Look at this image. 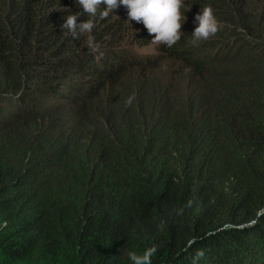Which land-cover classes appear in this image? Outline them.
Here are the masks:
<instances>
[{"label":"trees","instance_id":"16d2710c","mask_svg":"<svg viewBox=\"0 0 264 264\" xmlns=\"http://www.w3.org/2000/svg\"><path fill=\"white\" fill-rule=\"evenodd\" d=\"M82 11L0 0V264H264V0H183L171 48Z\"/></svg>","mask_w":264,"mask_h":264},{"label":"clouds","instance_id":"9594fccd","mask_svg":"<svg viewBox=\"0 0 264 264\" xmlns=\"http://www.w3.org/2000/svg\"><path fill=\"white\" fill-rule=\"evenodd\" d=\"M75 3L82 7V13L92 19L77 22L78 13L67 15L61 27L63 30L67 29L73 38L78 37L80 33L91 32L94 27L93 20L98 13L100 18H106L114 9L123 6L127 12V21L142 23L152 37L151 43L171 48L180 40L182 34L180 29L186 19L185 15L182 18L180 11L183 0H75ZM193 23L195 27L191 34V42L194 45L214 36L220 27L210 6L200 9L194 16ZM89 45L91 47V40ZM127 104H131V98ZM156 251L155 247H149L142 254L129 252L128 259L131 264H152L151 258Z\"/></svg>","mask_w":264,"mask_h":264},{"label":"rangeland","instance_id":"374dc122","mask_svg":"<svg viewBox=\"0 0 264 264\" xmlns=\"http://www.w3.org/2000/svg\"><path fill=\"white\" fill-rule=\"evenodd\" d=\"M122 12H125V14L127 15V12H126V9L123 7V6H120L117 8V14L118 13H122ZM138 23L136 21H131V25L133 26H136ZM135 51H137L138 53L140 54H149L153 51L152 49V45L150 46H145V47H136V48H133Z\"/></svg>","mask_w":264,"mask_h":264}]
</instances>
